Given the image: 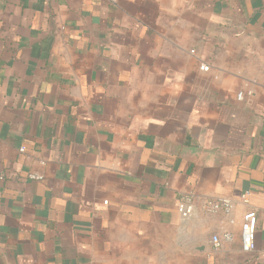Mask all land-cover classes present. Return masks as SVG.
<instances>
[{"label":"crops","instance_id":"obj_1","mask_svg":"<svg viewBox=\"0 0 264 264\" xmlns=\"http://www.w3.org/2000/svg\"><path fill=\"white\" fill-rule=\"evenodd\" d=\"M0 264H264V0H0Z\"/></svg>","mask_w":264,"mask_h":264},{"label":"built area","instance_id":"obj_2","mask_svg":"<svg viewBox=\"0 0 264 264\" xmlns=\"http://www.w3.org/2000/svg\"><path fill=\"white\" fill-rule=\"evenodd\" d=\"M193 52V51H192ZM198 68L201 71H208L209 65L202 62ZM242 92L237 93V98L241 99ZM31 179L39 180L42 176L37 174H29ZM248 192L244 191L239 197L238 201L243 204H248ZM199 204L202 211L205 213H223L231 215L235 205V201L229 197H200L197 198L193 193L182 194L177 201L176 210L182 219H187L196 212V205ZM232 222V220L230 219ZM257 227V213L255 209L248 208L242 215L240 220L239 241L240 248L245 253L255 251L256 245L254 241V233ZM234 235L230 230L224 229L220 233L214 234L211 237V249L215 250L221 247L223 243L233 241Z\"/></svg>","mask_w":264,"mask_h":264}]
</instances>
